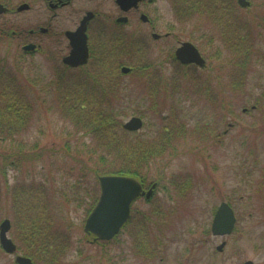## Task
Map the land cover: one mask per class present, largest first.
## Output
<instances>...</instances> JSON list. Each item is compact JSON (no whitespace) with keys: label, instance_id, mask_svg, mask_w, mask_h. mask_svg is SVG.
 Masks as SVG:
<instances>
[{"label":"rangeland","instance_id":"rangeland-1","mask_svg":"<svg viewBox=\"0 0 264 264\" xmlns=\"http://www.w3.org/2000/svg\"><path fill=\"white\" fill-rule=\"evenodd\" d=\"M0 2L10 7L9 12L0 14V27L14 26L11 32L26 30L20 37H8L0 31V60L16 74L33 101L26 131L0 140V167L2 155L9 152L41 154L36 161L22 160L21 170L8 168L7 181L11 186L16 181L25 182L29 174L30 187L34 184L40 190L41 204L48 207L42 215L36 207L30 223L37 217L43 224L54 221L55 228L49 229L58 239L50 248L63 242L68 245L66 252L59 253L56 264H242L246 260L264 264V0H250L249 6L237 7L234 18L227 9H220L221 0H177L182 9L195 4L204 9L178 23L184 37L195 38L205 46L200 32L202 24L208 23L209 33L216 34L209 42L211 67L198 70L200 80L209 86V97L205 92H174L171 64L159 66L158 74L154 70L146 77L136 73V63L142 62L136 52L137 36L146 29L139 17H133V25L116 28V32L130 31L120 50L113 39L115 30L109 29L99 32L96 44H101L93 49L95 58L87 64L72 68L62 61L69 51L63 32L73 28L74 20L86 8L119 15L113 0H78L63 10H53L46 0ZM25 2L30 8L17 10ZM172 5L174 0H158L156 4L153 15L159 18L160 32L177 22ZM41 27L49 29L42 32ZM29 29L36 31L27 34ZM106 40L113 44H105ZM28 42L38 49L26 52L23 46ZM174 44L175 38L156 42V52L162 55L158 59L164 58ZM217 50L222 51L220 59L212 56ZM123 65L132 69L123 73ZM56 73H61L65 90L71 92L79 86L89 90L86 87L89 83L93 86L92 82L100 93L115 87L116 97H108L103 107L113 106L123 123L132 116L144 120L141 129L128 131L129 137L134 133L136 137H159L163 125L171 126V131L180 124L187 128L185 139L179 138L146 167V188L156 181L157 188L150 199L141 197L133 203L131 224L122 230L119 240L106 245L92 242L84 226L89 209L97 201L91 197L100 195L97 174L91 168L108 167L100 164L102 151L96 140L62 114ZM196 126L209 127L215 138H201L194 132ZM187 178L186 188L172 184ZM0 180L5 191L7 182L1 171ZM222 201L232 205L238 218L234 231L223 236L211 230ZM144 215L153 221L148 224L149 254L145 246L140 253L133 248L132 233L139 220L145 222ZM7 217L12 222L8 235L18 244L11 199L6 193L0 222ZM224 241L223 250H218ZM18 253L25 255V250L18 247L10 254L0 245V264H15Z\"/></svg>","mask_w":264,"mask_h":264},{"label":"trees","instance_id":"trees-1","mask_svg":"<svg viewBox=\"0 0 264 264\" xmlns=\"http://www.w3.org/2000/svg\"><path fill=\"white\" fill-rule=\"evenodd\" d=\"M13 28L14 26L8 28L0 27L1 34L8 37L14 36L10 31ZM23 31L26 30L24 28L19 30V32ZM107 51L112 52L113 50ZM137 51L138 49H136ZM94 53L92 57L95 55ZM140 66L142 65L137 62L134 70L141 76L142 70ZM81 70H85V67H81ZM57 73L55 83L58 87L62 114L73 124L83 129L91 138H94L96 146L102 151V153H99L100 164L108 168L101 170L97 166L92 167L91 169L97 174V179L102 174H125L139 178L145 185V179L147 178L146 167L148 169L151 162H154L159 155L165 153L167 148L172 147L175 143L177 135L170 130L172 127L163 125V132L160 133L159 137H136V133L129 137L128 130L123 127L124 123L119 117V112L113 106L103 107V103L108 101L106 100L108 97H116L115 87L110 86L103 93L99 91L98 93L95 83L92 82L93 86L89 83L86 87L89 90L79 86V89L77 88L76 91L71 92L68 88L65 90L62 84L64 81L63 77L61 73L59 75ZM90 77L93 80H98L94 74ZM22 86L23 83L17 78L16 74L11 69H8L4 61L0 60V140L15 138L23 134L29 127L33 112V101L29 100V96ZM40 155L37 152L25 151H19L18 153L9 152L2 155L0 171L7 183L5 186L6 190L3 191L0 180V207L3 195L7 193V196H10L11 208L14 214V236L18 239V247L25 250V255L31 257L36 264H56L59 259V253L66 252L68 245L65 242L61 244L55 243L56 248H50L52 241L55 242L58 239L53 231L49 229L51 226L52 229L55 228L54 221L45 219L48 224H43L41 223L43 221L42 218L37 219V217L32 219V224L30 223V216L36 214V207H40L41 215V211L47 210L48 207L46 204H41L40 190L34 187V184L30 187L29 174L25 182L16 181L15 185L11 186L7 181L8 168L21 170L22 160L36 161L40 159ZM172 184L186 188L189 184V179L187 178L182 183L173 181ZM96 187L98 188V186ZM91 198L96 201L98 200V195L96 194ZM83 201L80 200L79 203ZM92 205L95 204L93 203ZM89 210L91 211L92 209ZM142 217H144L145 222L139 220L136 230L132 233L135 242L133 248H135L137 253H140L145 246L149 254L148 224L153 221L151 216L144 215ZM131 222L132 220H129L126 225L131 224ZM126 225L123 229L126 228ZM119 235L113 240H119ZM66 239L67 237H65ZM65 240L63 238V241ZM110 241H102L101 243L106 245Z\"/></svg>","mask_w":264,"mask_h":264},{"label":"flooded vegetation","instance_id":"flooded-vegetation-1","mask_svg":"<svg viewBox=\"0 0 264 264\" xmlns=\"http://www.w3.org/2000/svg\"><path fill=\"white\" fill-rule=\"evenodd\" d=\"M78 0H46L47 4L50 8L53 10H63L66 8H69L75 4V2ZM127 2H133L134 5L123 8L122 5L117 1L113 0V2L116 4L119 15L114 16L111 12H104L101 11V9H90L86 8L85 10L81 11V15L78 20H74V26L73 28H69L63 32V36L68 41V53L65 54L68 55L71 52L72 46H71V40L67 34L68 31H76L78 27L81 25L82 20L85 18V16L89 12H93V15L89 20H87V35H88V46H89V60L91 59L93 55V49L100 46V44H96V39H98L99 32L101 33L104 30L114 29L115 32H112L114 34L113 39H115L114 42H117L119 50L121 48L122 43L124 42L127 37H129L130 31H117L116 28L121 29L122 27H127V25H131L134 23L133 17H139L140 25L144 26L146 29L144 32H139V36L137 39V42L139 43V48L137 53L139 52L140 60L141 62V76H147L148 74L152 73L153 70L155 73L158 74V68L159 66L162 68L163 64H171L172 69V80H173V91L174 92H188V93H201L204 92L207 93L209 97V86L206 87V83H204L202 80H200V76L198 73V70H205L209 66V59H210V51L209 46L211 45L209 42L214 41L216 34L211 35L209 33L208 24H202V31L200 32V37L204 38L206 43L205 46L199 43L195 38H191L189 36L184 37L183 34L185 33L183 30H178V23L181 20L184 19H192L193 15L196 13H202L204 9L200 8L199 5L195 4L193 7H187L185 9H182L179 7L177 0H174V5H172V9L174 12V18L176 19V23H172L170 27L166 29L165 32H160L159 30V18L157 16L153 15V11H155L156 4L158 3V0H126ZM242 7V5L238 2H235L234 0H229L225 2L224 0H221V6L220 9L223 11L228 10V14L231 17H235V14H237V7ZM18 7V6H17ZM10 8V7H9ZM157 12V11H156ZM55 15L57 12H54ZM233 17V18H234ZM236 20V19H235ZM94 22H96L94 24ZM133 25V24H132ZM51 26V24H50ZM215 25L214 27H216ZM47 28V27H46ZM49 28H47L48 31ZM201 29V26H199V30ZM219 29H222V24H219ZM36 30L29 29L27 34L34 33ZM46 31V32H47ZM136 31V30H135ZM14 35L20 37L22 32H18L17 30L12 31ZM94 36V45L91 44L93 42V36ZM222 35L219 33V36ZM110 35H108L109 37ZM213 37L212 39H210ZM170 38H175L176 44L173 45V47L169 50L168 54H165L164 58L158 59V57H161L158 52H156V42L161 40H169ZM112 41V40H111ZM111 41H107L105 44H113ZM30 43V42H28ZM185 43H191L197 52L201 55L204 63L201 64L200 62L196 61H188L185 62L182 57L178 55L179 49L182 47H186L187 50H185V55L183 52H181V56L184 55L185 60H191L192 58H197L198 60H201L198 58L195 51L192 50L191 46L185 45ZM225 43V42H224ZM39 45V44H38ZM98 45V46H97ZM95 46V47H94ZM38 46L34 49L36 50ZM119 53V52H118ZM156 53V54H154ZM222 51L217 50L215 53L212 54V56H215L214 58L220 59L222 56ZM62 57V61L63 58ZM158 59V60H157ZM124 66V65H123ZM122 66V67H123ZM211 67V66H209ZM132 69V67H130ZM214 70V69H213ZM122 71V69H121ZM130 71V70H129ZM128 71V72H129ZM124 73V72H123ZM208 85V83H207ZM212 130V129H211ZM209 127L200 128L199 126H196L194 132L200 135L201 138H215L214 133L211 132ZM173 131L175 132V142L178 141L179 138L185 139L187 136V128L184 124H180L174 127ZM193 132V133H194ZM192 135V134H191ZM220 137V134H217V138ZM219 142V141H218ZM152 186V185H151ZM150 186V187H151Z\"/></svg>","mask_w":264,"mask_h":264},{"label":"water","instance_id":"water-1","mask_svg":"<svg viewBox=\"0 0 264 264\" xmlns=\"http://www.w3.org/2000/svg\"><path fill=\"white\" fill-rule=\"evenodd\" d=\"M123 8H128L133 2L126 0H117ZM238 2L247 7L250 5V0H238ZM30 8L29 3H23L18 6V10H26ZM8 6L0 2V13L7 12ZM93 12H89L82 20L81 25L76 31H68L67 34L71 42V52L63 58V62L71 67H79L88 63L89 60V46L87 35V20L91 18ZM42 32H46L47 28L41 27ZM191 46L192 50L196 52L198 58L185 60L186 47L180 48L178 55L182 57L185 62L196 61L201 64L204 63L201 55L197 52L191 43H185ZM36 44L29 43L23 46L24 50H34ZM181 52L184 55L181 56ZM124 72H128L130 67L124 66ZM144 125V120L140 116H132L128 121L124 122L123 126L129 131H137ZM100 184V196L95 206L86 218L84 229L87 234L94 236L93 242L100 240H112L120 233L124 225L128 222L132 214V205L139 198L145 196L150 198L157 182L153 183L148 189L144 188L143 183L135 176L125 174H102L98 176ZM237 216L232 205L227 201H222L218 206L212 221L211 230L215 235L231 234L237 224ZM12 222L10 218H4L0 223V244L2 248L10 254H14L18 250L17 243L12 237L8 235L11 230ZM226 242H222L217 246L218 250H223ZM17 264H35L31 257L18 253L15 257ZM242 264H255L253 260H246Z\"/></svg>","mask_w":264,"mask_h":264}]
</instances>
